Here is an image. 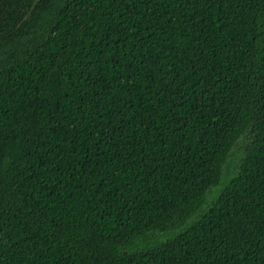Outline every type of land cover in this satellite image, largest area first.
I'll return each instance as SVG.
<instances>
[{
    "label": "trees",
    "instance_id": "trees-1",
    "mask_svg": "<svg viewBox=\"0 0 264 264\" xmlns=\"http://www.w3.org/2000/svg\"><path fill=\"white\" fill-rule=\"evenodd\" d=\"M0 264H264V0H0Z\"/></svg>",
    "mask_w": 264,
    "mask_h": 264
},
{
    "label": "rangeland",
    "instance_id": "rangeland-1",
    "mask_svg": "<svg viewBox=\"0 0 264 264\" xmlns=\"http://www.w3.org/2000/svg\"><path fill=\"white\" fill-rule=\"evenodd\" d=\"M239 153L236 151L235 152V155H236V158H238L240 156V154L238 155ZM238 160V159H237Z\"/></svg>",
    "mask_w": 264,
    "mask_h": 264
}]
</instances>
